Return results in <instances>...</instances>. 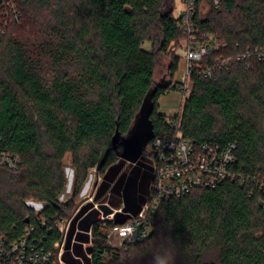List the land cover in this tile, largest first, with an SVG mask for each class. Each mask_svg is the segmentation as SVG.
I'll use <instances>...</instances> for the list:
<instances>
[{
  "label": "trees",
  "instance_id": "obj_1",
  "mask_svg": "<svg viewBox=\"0 0 264 264\" xmlns=\"http://www.w3.org/2000/svg\"><path fill=\"white\" fill-rule=\"evenodd\" d=\"M18 3L23 23L0 31V137L22 165L15 172L0 168V234L12 242L33 226L29 242L49 250L62 239L55 222L74 215V200L92 168L104 176L95 199L112 183L113 203L120 204L131 189L122 172L126 161L118 155L121 142L115 149L113 139L128 134L163 79L170 84L158 86L150 118L154 137L174 134L158 101L173 86L188 37L174 16V0ZM196 24L201 34L224 42L205 60L216 64L264 47V0H220L219 7L199 10ZM251 62L220 65L208 79L195 72L177 116L182 137L197 146L236 144V178L163 202L150 236L125 250L106 247L103 232L129 218L117 213L113 221L90 219L85 207L67 248L84 217L74 254L87 264H264V61ZM68 154L72 197L61 202ZM27 201L43 204L42 213L36 216ZM142 201L130 193L125 207L137 211ZM90 241L91 259L82 247ZM64 259L82 264L69 251Z\"/></svg>",
  "mask_w": 264,
  "mask_h": 264
},
{
  "label": "built area",
  "instance_id": "obj_2",
  "mask_svg": "<svg viewBox=\"0 0 264 264\" xmlns=\"http://www.w3.org/2000/svg\"><path fill=\"white\" fill-rule=\"evenodd\" d=\"M182 1L184 8L178 24L188 37V42L173 86L160 98L175 100L181 104L194 88L193 74L195 72L198 76L208 79L213 76L216 67L227 65L233 60L244 62L249 66L254 59L264 61V47H256L254 49L247 48L235 56L219 59L216 64H205V60L222 51L225 44L211 34H201L196 24V18L199 10L204 13L210 5L219 7L220 0ZM22 23L23 14L19 8L18 0H0V31L5 32L10 25H21ZM172 92H176L178 95L174 96ZM179 115L173 118L167 116L166 119V123L174 131V134L155 136L148 143L153 178L145 200L140 211L135 215L130 214L125 223L104 230L103 237L106 247L125 250L129 245L147 239L153 230L157 212L163 202L179 199L198 189H214L223 182L236 178V175L231 171L235 162L236 144L228 143L221 146L218 143L206 142L198 146L195 145L191 140L183 138L179 132V118H177ZM21 165V157L5 150L0 137V168L15 172L20 169ZM95 168L97 170V167ZM95 188L97 190L98 184L95 185ZM26 204H31L29 206L34 210L36 216L40 215L44 209V205L41 203L27 201ZM94 207L100 211L99 205ZM117 213H123V208L114 209V213L107 217L102 214L101 221H113ZM76 215L55 222V227L62 239L55 242L49 250L36 248L29 242L30 235L34 231L33 226L27 229L21 238L12 242H8L0 234V264H68L64 259V255L68 251L76 259L81 260L82 264H87L84 259L74 254V245L77 243L76 236L82 232L79 229L82 218L78 222L76 221L71 244L67 248ZM41 220L44 224L45 220L43 218ZM85 233L92 239V231ZM91 241L82 244L85 251L91 245ZM86 253L87 257L91 259V253L87 251Z\"/></svg>",
  "mask_w": 264,
  "mask_h": 264
},
{
  "label": "rangeland",
  "instance_id": "obj_3",
  "mask_svg": "<svg viewBox=\"0 0 264 264\" xmlns=\"http://www.w3.org/2000/svg\"><path fill=\"white\" fill-rule=\"evenodd\" d=\"M174 1H175L174 16L176 18H179L182 15V11L184 8L183 1L182 0H174ZM179 55L181 56V60H182V58L184 57V51L180 50ZM160 72H158V75L156 77L157 81H160L163 77V74H161ZM177 73H179V70ZM172 95L176 96L178 94L176 92H172ZM158 103H159V111L170 118H173L181 113L183 104L175 100L160 99ZM64 168L67 178V185L64 194H62L59 198L62 202H66L70 200L72 197L74 170L72 168V158L70 154H68L64 159ZM122 172L126 175L128 180L127 183L129 184V187H131V189H128L127 193L125 194L122 193V196L120 198L122 202L120 204L113 203V200L116 197L114 196V193L111 191V188L113 186L112 183L110 184L109 190L106 192L105 195L102 196L101 199L99 200L95 199V195L97 193L95 185L98 184L99 187V185H101L102 181L104 180V176L103 174L99 173L98 170H96V168H94L89 171L86 182L82 190L80 191L78 197L74 200V206H75L74 209L76 208L74 214H79L81 210H83L85 207H88L85 213H89V211L90 212L92 211V214L90 215L89 218L97 219L98 216H100V220H101L102 217L101 211L96 210L94 207L95 205H100V204H108L111 208L117 210L123 208L122 215L124 217H128L130 216V214H133L132 210H129L125 207L127 198L130 196V193H132V197L133 198L135 197L137 202L138 199L140 198H143V200H145L149 188V184L153 178L152 161L150 158L149 145L145 147V151L142 157L140 158V160L136 164H130L126 162ZM29 205L31 206V204H28V206ZM82 247L84 248L83 245Z\"/></svg>",
  "mask_w": 264,
  "mask_h": 264
},
{
  "label": "water",
  "instance_id": "obj_4",
  "mask_svg": "<svg viewBox=\"0 0 264 264\" xmlns=\"http://www.w3.org/2000/svg\"><path fill=\"white\" fill-rule=\"evenodd\" d=\"M169 84V80L163 79L161 83L157 84V86L151 89L128 134L124 137H120L119 133L115 135L113 139V146L115 149H117V144L121 142L122 149L118 151V155L127 163L136 164L142 157L145 147L148 145L150 140L153 139V124L150 118L154 109L153 97L158 89V86L167 88ZM143 202L144 200L142 201V203ZM99 209L104 217H107L114 213V209L111 208L108 204H100ZM140 209L134 212L132 211L133 215L137 214ZM118 214L122 215V213ZM127 218H129V216L125 217V219ZM87 252L91 253L92 249L88 248Z\"/></svg>",
  "mask_w": 264,
  "mask_h": 264
},
{
  "label": "crops",
  "instance_id": "obj_5",
  "mask_svg": "<svg viewBox=\"0 0 264 264\" xmlns=\"http://www.w3.org/2000/svg\"><path fill=\"white\" fill-rule=\"evenodd\" d=\"M87 214H88V213H86V214L84 215V217H85ZM84 217H82V219H83Z\"/></svg>",
  "mask_w": 264,
  "mask_h": 264
},
{
  "label": "flooded vegetation",
  "instance_id": "obj_6",
  "mask_svg": "<svg viewBox=\"0 0 264 264\" xmlns=\"http://www.w3.org/2000/svg\"><path fill=\"white\" fill-rule=\"evenodd\" d=\"M144 151H145V149H144ZM144 153V152H143Z\"/></svg>",
  "mask_w": 264,
  "mask_h": 264
}]
</instances>
